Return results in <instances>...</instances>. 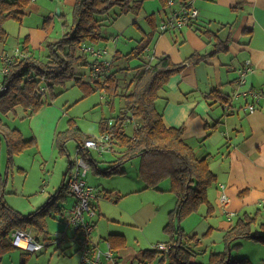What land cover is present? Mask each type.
<instances>
[{
  "label": "crops",
  "instance_id": "obj_1",
  "mask_svg": "<svg viewBox=\"0 0 264 264\" xmlns=\"http://www.w3.org/2000/svg\"><path fill=\"white\" fill-rule=\"evenodd\" d=\"M191 1L193 7L199 11L198 19L191 26L161 33L158 30L155 15L159 11L163 20L169 17L173 10H178L180 5L176 3L175 6L166 9L160 0H146L139 14H122L112 22V33L106 35L113 36L96 46L107 48L108 42L113 43L114 53L108 54L106 59L120 63L118 65L124 63L120 61L122 54L135 49L146 39L149 41L147 55L151 53L155 57L168 56L174 64L183 63L195 53L206 55L204 60L196 64H188L184 69L176 72L159 92L156 105L163 113L164 122L168 126L183 127L184 141L193 148L198 159H208L210 168L216 175V181L208 191L212 210L208 213V205H203L197 213L188 216L182 224L188 236L186 238L196 236L195 240L200 243L197 246L200 248V254L195 260L199 261L198 257L202 255L207 263L211 252L225 250V233L240 215L255 214L259 211L257 225L264 222V0H243L239 10L233 9L237 0ZM216 39L225 42L227 49L212 54ZM4 45L5 43L0 44V54L3 52ZM21 46L22 44L19 43L12 48L11 52L20 49ZM248 60L254 71L247 76V82L242 86L239 84V73ZM140 64V61L135 59L128 63V67L134 69ZM111 71L113 73L114 69ZM248 90L260 92L262 95L255 104L254 112H250L248 108V105L253 102L251 97H235L237 92ZM213 91L220 92L221 96L229 99V102H224L217 96L210 98L209 95ZM82 98L87 96L85 97L83 93ZM24 114L22 112V116ZM18 115L21 117L20 114ZM65 115L63 105L55 101L44 105L37 113L26 119H32V124L36 127L33 136L21 129L23 127L21 123L17 124L21 128L8 127L20 130L26 140L39 139L41 145L50 139V145H54L57 135L70 128L68 124L66 130H58L59 123L65 119ZM9 116L10 114L6 118ZM13 120L16 118L13 117ZM4 123L7 124V122ZM130 123L134 124L135 121ZM110 124L112 125L113 122ZM76 126L81 133L97 138L95 133H86L77 124ZM100 136L99 127L98 137ZM76 144L78 147L79 143L76 142ZM93 154L95 153L91 154L94 158ZM96 154L98 155L97 152ZM116 158L115 154L107 168ZM74 160L69 161L68 170L71 161ZM14 163V166H17L16 159ZM19 168L27 172L26 169ZM42 177L41 173L39 181ZM164 182L167 183L165 187H168V191L171 192L170 182L168 180ZM161 186L162 183L155 189L162 191ZM222 186L225 187L224 192L227 195L225 205L220 199ZM96 192L94 208L97 217H100L99 199L101 196L108 199L106 193L109 191L99 192L96 189ZM111 193L114 199H121L120 193ZM174 201L176 206L175 196ZM157 211L155 202L147 203L138 208L134 213V219L142 222L150 221L156 217ZM62 217L64 220V214ZM163 220L167 221V216ZM94 223L96 226L97 221ZM257 225L255 228L258 227ZM211 228L213 229L211 234L205 237ZM111 235L121 237L113 238V256L111 259H104L103 264H121L117 247L123 245L125 235L121 232H114ZM106 239L95 236L93 241L95 240L94 243L99 245L102 240L109 242ZM74 242L77 245L76 240ZM75 252H78V246ZM233 253H236L238 257L248 258L247 264H264V243L260 241L246 239L242 247Z\"/></svg>",
  "mask_w": 264,
  "mask_h": 264
},
{
  "label": "trees",
  "instance_id": "obj_2",
  "mask_svg": "<svg viewBox=\"0 0 264 264\" xmlns=\"http://www.w3.org/2000/svg\"><path fill=\"white\" fill-rule=\"evenodd\" d=\"M145 1L75 0L72 26L59 41L50 45V54L46 61L37 60L31 54L26 41L20 48L23 56H12L11 61L5 63L9 72L5 76L0 75V134L7 146V168L11 169L15 156L31 148L36 141L34 138L26 140L20 130L8 127L2 119L3 115L16 114L17 110L22 108L25 113L23 118L31 117L47 104V93L49 92L50 98L55 99L58 97L55 88L65 86L67 81H72L73 86L79 87L85 97L97 90L105 91L110 97L111 107L114 99L119 97L123 102V111L115 117L112 125L104 118L100 122L101 135H111L112 150L114 146L120 148L118 153H115L116 160L111 162L113 164L106 168L103 174H123L125 163L139 159V177L146 187L157 188L168 180L171 192L176 198V206L170 214L171 219L165 230L171 237L167 244L174 245L168 253L157 250H153V253L163 254L162 261L166 254L170 264H204L195 260L200 254V248H197L200 243L195 240L196 236L187 239L188 236L180 223L191 214L197 213L203 205H208V213L212 210L208 191L215 183L216 175L211 170L208 159H198L193 148L184 141L183 127H170L164 122L163 113L158 110L156 102L159 92L176 72L188 64L204 60L206 55L195 53L180 64L172 63L168 56L155 57L153 61H149L146 54L149 41L146 39L120 58V61L125 63L136 59L141 63L138 67L130 69L128 66L113 62L114 72L101 81L93 77L91 68L93 62H89V55L82 51L83 44L98 45L100 42L108 41L105 26L111 25L122 14H139ZM160 1L164 6H168L169 0ZM30 2L31 0H0V44L5 43L8 38L5 28L7 21L22 22ZM242 4L243 0H237L233 9L239 10ZM116 7L118 12L112 15L111 11ZM47 22L48 20H45V24ZM226 49L225 42L216 39L212 54ZM77 65H83L89 72H79L76 69ZM44 85L47 90L41 92ZM215 96L229 102V99L221 96L220 92L213 91L209 95L210 98ZM133 120L137 121V125L130 135L126 132L125 126ZM69 124L70 128L56 137V146L61 154L67 153L66 144L69 140L73 139L81 145L86 139L93 138L81 133L74 120ZM84 157L90 162L91 168L94 166L97 168L91 154L84 153ZM73 165L71 161L58 195L63 191L70 192L66 178ZM0 185L4 187L1 176ZM106 196L115 202L119 200L114 199L111 192H107ZM56 198L57 196L53 197L47 206L38 209L37 212L24 215L6 203L0 188V264H3L4 255L14 247L10 235L13 230L33 231L39 241L41 237L48 239L45 217L48 215L49 206H54ZM55 208L57 213L64 214L65 208L60 205ZM259 216V211L255 214L240 215L225 233V250L211 252L206 264H247L248 258L234 257L233 251L240 249L246 239L264 243V222L257 225ZM212 230L211 228L205 237H208ZM120 237L111 236L109 243L112 248L113 238Z\"/></svg>",
  "mask_w": 264,
  "mask_h": 264
},
{
  "label": "rangeland",
  "instance_id": "obj_3",
  "mask_svg": "<svg viewBox=\"0 0 264 264\" xmlns=\"http://www.w3.org/2000/svg\"><path fill=\"white\" fill-rule=\"evenodd\" d=\"M73 2L74 0H31L22 22L7 21L5 28L8 38L3 51L11 52L12 48L19 43L23 44L28 41L31 54L37 60L46 61L50 54V45L59 41L72 26ZM164 8L170 9L169 6ZM116 11H118L117 7L111 11V14L114 15ZM162 18L158 11L155 15L157 25ZM45 20H48L47 24H45ZM105 28L106 33H112V24ZM111 36L113 35H109L108 38L110 39ZM107 48L109 54L114 53L115 45L113 43L108 42ZM19 50L21 53V49ZM10 55L14 56V52H11ZM88 61L93 62V57L89 56ZM122 64L128 66V63ZM76 69L79 72H89L83 65H77ZM55 92L58 95L55 99L50 98L49 92L47 93V104L57 101V104L63 105L66 115L65 119L59 123V131L66 130L72 119L84 132L95 133V136L98 137L100 122L103 118L114 122L115 117L120 114L123 108V102L119 97L114 99L113 107H111L110 97L102 90H97L91 96L82 98V90L74 87L72 81H67L65 86L55 88ZM22 112L23 109L19 108L16 114L12 113L8 118H6L7 115H3L2 119L7 122L8 126H18L17 124L21 123L23 127H18L33 136L36 127L32 124V119L23 118ZM13 117L16 120H13ZM135 123L137 124V121ZM135 123L128 122L125 126L128 134H133ZM0 139V176L4 182V187L0 185V188L4 193L6 203L22 214L28 215L47 206L48 202L57 196L54 206H49L48 215L45 217L49 237L46 240L41 237L44 249L31 254L13 247L4 255L3 264H80V254L75 252L77 245L74 242V232L69 230L64 236L65 218L62 220V214L55 211L57 205L65 208L66 211L74 202L72 193L63 191L62 194H58L62 188L64 174L68 170V163L76 158V141L69 140L68 153L61 154L58 147L55 146L56 143L50 145V139L41 145L39 139H36V144L29 150L27 149V152L15 156L14 161L16 159L17 166L9 169L7 168L8 159L6 160L8 157L7 146L1 134ZM119 149L114 146L113 150L102 154L98 153V155L93 151L97 168L95 166L93 169L91 168L85 177L87 183L99 192L107 190L121 194V199L118 202L101 196L99 199L101 216L97 217L96 212L94 221H97V224L92 237L93 239L95 236L105 237L110 242L111 233H123L125 235L123 245L117 247L121 264H170L166 254L162 261L164 255L158 252L153 253V250L158 243H168L171 240L165 227L171 219L170 211L175 207L174 194L168 191L165 182L162 183V191L146 187L139 177V159L125 163L123 174H103ZM19 167L26 169L27 172ZM41 173L43 177L39 181ZM150 202L157 204L156 217L147 222L135 220L134 213L138 208ZM165 216H167V221L163 220ZM184 220L180 223L181 227ZM34 231L36 230L34 229ZM56 239H65V241L55 242ZM107 245V242L102 240L99 243V248L105 253ZM233 256L236 257V253ZM198 260L206 264L202 255L198 257Z\"/></svg>",
  "mask_w": 264,
  "mask_h": 264
},
{
  "label": "built area",
  "instance_id": "obj_4",
  "mask_svg": "<svg viewBox=\"0 0 264 264\" xmlns=\"http://www.w3.org/2000/svg\"><path fill=\"white\" fill-rule=\"evenodd\" d=\"M176 3L180 5L178 10H173L171 15L161 20L158 24V29L161 33L169 31L180 30L184 27L191 26L199 16V11L193 7L192 1L186 0H169L168 6L172 7ZM82 51L94 58L92 64V75L98 80H105L112 75L113 60L106 59L109 54L108 49L105 47H98L92 44H83ZM23 56L20 50L14 51V56ZM12 56L7 51H3L0 54V75L5 76L8 74V67L5 63L11 61ZM147 59L153 61L155 55L148 53ZM254 71L251 62L248 60L246 66L240 70L239 84L245 85L247 82V76ZM47 87L44 85L41 92H45ZM261 93L248 90L245 92H237L235 97H251L253 102L248 105L250 112L255 111V104L261 98ZM112 150V138L109 134L101 135L97 138L86 139L81 145L77 147L76 158L73 161L74 165L69 176V181L66 183L70 192L75 197V203L66 210L64 236H66L69 230L74 232V237L78 246V252L80 254V264H103L104 259H111L113 251L111 244L107 242V251L104 253L99 245L95 244L92 239V233L94 231L96 217V209L94 208V201L97 199V192L94 187L89 185L85 179L88 172L91 170L90 162L84 157V153L87 155L92 152L102 154L106 151ZM222 195L220 197L222 203L225 205L227 201V195L222 186ZM11 242L15 248L21 249L27 253H37L44 249L41 241L37 240L32 231H24L22 229H15L11 232ZM65 239H56L55 242H63ZM174 245V244H173ZM173 245L166 243L157 244L154 249L168 253Z\"/></svg>",
  "mask_w": 264,
  "mask_h": 264
},
{
  "label": "water",
  "instance_id": "obj_5",
  "mask_svg": "<svg viewBox=\"0 0 264 264\" xmlns=\"http://www.w3.org/2000/svg\"><path fill=\"white\" fill-rule=\"evenodd\" d=\"M231 255V251L229 252V256Z\"/></svg>",
  "mask_w": 264,
  "mask_h": 264
}]
</instances>
